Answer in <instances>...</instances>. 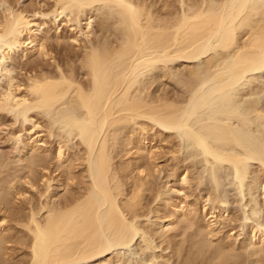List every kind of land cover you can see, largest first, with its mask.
<instances>
[{"label": "bare ground", "instance_id": "obj_1", "mask_svg": "<svg viewBox=\"0 0 264 264\" xmlns=\"http://www.w3.org/2000/svg\"><path fill=\"white\" fill-rule=\"evenodd\" d=\"M175 1L177 8L175 5L172 8L173 5L164 4V12L161 11L163 13L155 11L148 0H53V6L49 13L39 12L41 15L52 14L55 21L63 13L73 14V20L71 17L68 21L65 20L67 24L71 23L70 26H73L74 22L81 26L84 20V27H81V31L88 40L92 33V15L86 11L84 13L83 8L99 5L109 9L112 15L118 17L123 27L120 40L119 38H116L115 41L106 40L102 44L90 41L89 45L84 44L82 52L77 55L76 60L74 59L75 63L78 62L84 78L89 83L77 78L73 63L69 64L68 61V63L65 62L64 69L58 66V73L40 72L36 68L37 65L29 66L30 68L26 70L27 79L22 84L13 71L7 70L6 62L8 59L13 61L15 57L13 50L19 46H25L22 49L25 60L35 52H40L43 56H50L46 45L48 32L43 29L41 31L39 28L41 24L35 23L31 14H28L26 10H16L12 6H7L2 12L3 14L0 16V67L4 71L7 85L5 89L0 87V111L16 110L15 118L23 116L26 121L32 123L30 129L33 130L42 126H40L41 121L31 114V111L40 109L46 111L47 114L49 111H54L66 99V103L71 104L74 112L70 115L66 114L64 117L67 129L66 138L60 136L57 149L51 158L56 159L58 168L65 169L60 176L64 178H61L60 182L66 189L68 181L73 180L75 176L76 159H81L79 165L82 163L88 165L87 170L91 180L89 181L85 177L87 172L82 167L81 175L84 184L80 190L78 189V192L72 193L70 196L67 195L63 203H42L37 209L30 206L26 218H21V216L19 217L21 213L17 210L14 211L15 213L10 211L13 207L11 205L10 209L9 201L12 199H8L10 191L11 193L12 191L17 192L23 199L27 198L17 190V183L21 178L14 175L12 178L6 179L7 181H4L6 185L0 187V212H3L0 222L4 223L8 212L9 216L13 215L12 220L17 218L15 220L19 221L17 223L21 224L25 232L21 237H13L5 233L7 227L5 226V228L0 223V264H4V259L9 258L8 252L11 249L10 246H7L9 243L20 244L23 249H26L25 254L28 258L26 262L23 261V264H86L97 256L108 254L120 247L130 246L138 236L144 237L150 234L153 232L152 222L150 224L149 221H145L143 226L138 220L143 216L149 220L152 211L148 210L149 212L144 213L143 210L146 192L153 191L149 182L151 168H149L148 161L153 159L154 152L148 148L149 140L139 141L134 139L133 135H128V143L134 144L133 148H136L137 152L129 160L116 162L113 148L115 144L118 145L120 138L118 139L117 136L124 128L121 124H137L138 120L144 121L145 119L151 122L150 129L159 126L166 130H177L181 134L182 128L188 122L190 123L189 119L200 108L207 107L216 113H224L225 117H234L231 115H234V106L237 104L233 106L234 100L232 101L233 93L231 92L233 86L238 85V82L246 74L264 68V17H259V20L255 19V14L259 10L262 11L261 15H264V0ZM33 24L37 27L36 29ZM238 29L243 32L239 33ZM57 35L59 36L58 33ZM74 40H78V37L76 36ZM28 44L32 45L30 49L27 47ZM216 48L233 52L227 72L225 69V74L217 73L215 75L219 81L218 85L211 88L209 93L196 96L191 101L186 115L182 118L174 117V113L179 111L174 105L156 100L157 97L150 100L149 94V100L141 96L144 95L143 90L148 88H143L144 83V86L141 85L142 90L136 86L137 75L141 71L180 59L191 62L199 60V57L208 55L207 53ZM185 107L187 108V105ZM219 123L222 124L220 121ZM218 124L216 121V126ZM50 125L45 127H47L48 135L52 136L54 132ZM118 125L122 126V130H117L119 133L116 132L117 134L112 136L111 134ZM142 125L141 130L145 131L149 128ZM218 127L222 128V125ZM221 128L220 130L217 128L220 134L218 136L216 134V140L220 139L228 145L232 143L233 139L236 140V137L230 138L232 135L230 129L232 128L229 129L230 131L227 127ZM32 130L29 135L25 133V135H18L17 138H21V142L29 147L31 152L36 153L41 149L39 144L42 140L41 137H36L38 133L32 134ZM205 130L203 132L206 135ZM75 133L80 137L79 145L83 152V156L78 158L72 157L71 146L68 145L69 137ZM188 134L185 133L186 136ZM202 135L191 137L201 154L209 161L211 157L214 162L233 164L236 169V179L242 177L237 168L241 160L251 159L264 165L263 158H261L262 153L258 150V152L250 150L248 152L247 150L243 159L236 156L235 153H226V151L224 154H220L216 151V146L213 147L214 151L210 148L211 143L210 145L208 143L210 136L206 139ZM240 135L242 134L240 133ZM238 141L241 142L240 138ZM30 157L24 169L32 176L34 169L48 162L50 155ZM234 167L232 171H234ZM173 177L175 178V176ZM33 180L29 176L26 181L30 188L35 187ZM187 180V176L182 179L183 182H187ZM40 196H46V193H40ZM158 196H161V191H156L155 198ZM262 196L264 206V191ZM206 201L209 199L207 198ZM220 201V198L211 200L212 206H210L209 214L210 218L214 220L206 223L207 225L204 227L196 218L197 211L194 209L195 207H192V204L167 203L170 204L167 206L171 212L162 218L160 226L168 228L170 231L182 225L185 230L191 232L182 242L176 241V235L174 237H171L170 234H168L170 237L166 236L168 238L165 239L167 248L171 249L172 258H177L176 264H259L260 262L263 264L260 258L251 261V258L264 253V228L258 224L251 229L254 241L251 244L248 243L250 250L245 245L241 249L235 248L234 243L238 240L236 237L229 238L227 243L220 242L215 246L211 244L208 236L215 233L214 227L219 224L222 218L215 214ZM12 203L14 206V201ZM203 209L204 213H207L206 205ZM218 213L220 214L221 211L219 210ZM169 228L171 229L169 230ZM143 241L144 247L141 249L144 252L151 248L152 244L145 238ZM22 247L21 250H23ZM159 257L163 258L164 262L170 261L169 257ZM123 258L118 255L116 263L113 264H130ZM147 259L149 260L150 257L148 256Z\"/></svg>", "mask_w": 264, "mask_h": 264}, {"label": "rangeland", "instance_id": "obj_2", "mask_svg": "<svg viewBox=\"0 0 264 264\" xmlns=\"http://www.w3.org/2000/svg\"><path fill=\"white\" fill-rule=\"evenodd\" d=\"M171 1L172 3H170ZM195 1L199 2L202 0ZM148 3H151L150 5L153 6V9L160 13L164 12V4L169 6L173 5L172 8H174L175 5L177 8L175 0H148ZM7 6H12L16 10H26L28 14H31V18L35 23L41 24V27H39L41 28L40 30L42 31L43 29V31L48 32L46 45L47 49H49L50 56H43L40 52H35L25 60L22 52V49L25 46H19L15 47L13 50V54L15 53L13 61L11 59L7 60L5 65L7 70H10L11 72L13 71L16 78L19 79L22 84H24L27 79L26 70L30 68L29 66L37 65V67H35L39 69L40 72L58 73V66L59 68L64 69L66 66L65 62L68 63V61L69 64L73 63L72 66L75 69L77 78L84 82L86 81L85 83H89V81L84 78L83 71L78 66V62H74L77 55H80L82 52L84 44L89 45L90 41L96 44H102L106 40L115 41L116 38H119V40L122 38L123 27L118 17L112 15L109 9L99 5L94 7H85L82 9L84 13L86 11L92 15V33L90 34L89 40L81 31V27H84V20L82 21L81 26L76 24L74 21L73 22L75 24L73 26H70V22H68V24L66 23L70 17L72 20L74 19L73 14L70 15L63 13L57 21H55L52 14L41 15V13H49L50 8L53 6V0H0V16L3 14L2 12ZM82 11H80L81 14ZM261 13L262 11L259 10V12L255 14L256 20L264 17ZM33 25L34 29H36L37 27H35V24ZM75 27L76 29H74ZM238 32L242 33L243 30L238 29ZM75 34L78 37V40H74L76 39ZM31 46V44H28V49H30ZM207 54L208 55L199 57V60L196 59L192 62L180 59L175 60L174 62H168L165 65L158 64V66L153 68L154 70L150 69L141 71L142 75L141 73L137 75L136 86L141 90L148 87L146 88L147 90H143L144 95L141 96L145 99L147 98V100H149L150 97L152 98H150V100H154V98L156 99L157 97L156 100H162L163 102L174 105L177 110L179 109V111L174 113L175 115L179 114L176 116L173 114L174 117L182 118V116L186 115L187 110L190 108L191 101L196 96L201 95L202 93H209L211 88L218 85L219 81L215 75L217 73L225 74L227 72V66L231 63L233 56L232 51L226 52L225 50H221L219 48H216ZM225 62H227V65ZM222 64L223 66L221 67ZM143 72L145 73L143 74ZM5 78L4 71H2V68L0 67V87L2 89H5L7 85V79ZM149 81L151 82V85ZM141 85L144 87L141 88ZM231 92L233 93V106L235 104L238 105L234 106L235 113L234 115H231L234 117H225L223 116L225 115L224 113H216L207 107L202 109L200 108L197 110L195 115L189 119L191 124L188 122L187 125L182 128L181 134L177 130H166L163 127L160 128L159 126H154L153 129H150L151 122L145 119L144 121L141 119L140 121L138 120L136 122L137 124H121L124 126L123 130L121 125H118L115 128V131L111 134L112 136L117 132V130H122L120 133L117 132L119 133L117 137L118 139L120 138L117 143L118 145L115 144L114 148L112 147L114 149L113 154L115 155L116 162L129 160L131 156L137 152L136 148H133L134 144L128 143L127 141V138L131 135H133L134 139L139 141L144 139H146V141L149 140L150 143L148 148L154 152L152 155L153 159L148 161L149 168H151L149 182L153 191L146 192L144 196L145 208L143 210L144 213L149 212L150 210L152 211L149 215V220L145 216L140 217V220H138L142 225L145 221H149L150 224L152 222L153 232L145 235L144 237L138 236L130 246L124 248L120 247L116 249L117 251L115 250L108 254L97 256L86 264H113L116 263V257L118 255L122 258L124 257L123 259L130 264H176L177 258H172L173 253L171 252V249L167 248L166 240L168 239L167 237H170L168 234H170L171 237L176 235V241L182 242L191 234V232L185 230L182 225L179 226L180 228L176 227L178 229L175 228V230L169 228V230L171 229L170 231H168V228H162V226H160L162 218L171 212V209L168 206L173 202H182V205H185L186 203H189L190 205L192 204V207H195L194 209L197 211L196 218H198L201 226L204 227L207 225L206 223L214 220L213 218H210L211 216L209 214L211 212L210 206H212L211 200L214 198H220L221 200L217 205L218 210L215 214L222 216V218L220 219L219 224L214 227L215 233L208 236L211 244L215 246L220 242L227 243L229 238L236 237L238 240L234 243L235 248L237 247V249H241V247L245 245L248 246V250H250L249 244L254 241L251 233L252 227L258 224L261 228H264V206L262 196L264 191V165H262L259 161L251 159L241 160V162L237 165V168L241 172L242 177L241 179H236V169L233 164L227 162L222 164V162L218 163L217 161H215V163L213 161L214 159L211 157L209 161L208 158H205L204 155L201 154L200 150L197 146H195L191 138L192 136H197L199 134H203L202 136L206 139L210 136L208 143L209 145L211 143L210 148L213 149V151V147L216 146L215 148H217V150H215L218 153L224 154L225 151L226 153H235V155L241 159L245 158L247 154H245V152L247 150L248 152L249 150L252 152H256L258 150L262 153L261 158H263L262 161L264 162V68L246 74L241 81L238 82V85L236 84L233 86ZM148 94L150 96L149 98ZM69 104L66 103L65 99V101L60 103L54 111H49L47 114L46 111H41L40 109H34L31 111V114H34L38 117V120L41 121L40 126H42L33 130L30 129L32 123L30 121H26L23 116L15 118L16 110L10 112L0 111V187H4L6 185V179L12 178L14 175L21 178L17 183V190L18 192L21 191L20 193H23V196L27 198L23 199L22 196L20 197V195L14 191H12V193L10 191L11 196L10 193H8V199H12L9 201L10 209L13 207L10 211L15 213L14 211L17 210L21 213L19 215L21 218H26L25 216L28 215L30 206L31 208L34 207V209H37L42 203H63V200L67 195L70 196L72 193L74 194L78 192L84 184L81 175L82 167L85 168L86 171H84L87 172V174L84 172L86 175L85 177L88 178L89 181L91 180L88 175V165H86V163L84 165L83 163L79 165L81 163V159H76L75 164L77 166L74 169V181L69 180L68 187L66 189L60 182L61 178H64L63 176H60L63 174V170L65 169L62 167L58 168L56 165L57 161H55L56 159L51 158L57 149L60 136L66 138L67 129L64 123V117H66V114L70 115L74 112L71 104L70 106ZM186 105L187 108L185 107ZM141 121L142 123L144 122L143 125ZM216 121L217 124L219 121L222 123L218 124V126L222 125V128L227 127L228 130L232 128L230 129L231 131L229 130L232 133L230 138L233 139L236 137V140L234 141L233 139L232 143H229V145L224 144V142L220 139L216 140V134L217 136L220 134L218 131L221 128L216 126ZM140 123L142 126H146L145 128H149L145 129V131L141 130V125H139ZM226 123H228L227 126H225ZM50 124L52 125L54 132V135L52 136L48 135L46 129ZM228 126L230 127L228 128ZM204 129H206V135L203 132ZM31 130L33 132L32 134L38 133L36 137L39 136L42 140L39 144L41 145V149L36 153L31 152L29 147L25 146L21 142V138H17L18 135L21 134L25 135V133H27L29 135ZM201 131L202 133H200ZM185 133L186 135L188 133L190 134L186 136ZM240 133L243 137H245L243 138ZM235 134L237 135L234 136ZM34 138L35 136L33 139ZM239 138L241 142L238 141ZM245 138L248 139L246 140ZM238 142L243 145H238ZM79 144L80 137L77 133L69 137L68 145L69 147L71 146L72 152H70L73 158L83 156V152L81 150L82 148ZM116 146L117 148L115 149ZM47 154L50 155L48 162L44 165L36 167L32 176L30 173L26 172L24 168L27 165V160L31 158L30 156H46ZM231 166L234 167V171H232L233 167ZM29 176L31 179H34V188H30L29 184L26 183ZM173 176H175V178ZM184 176H187L189 182L188 180L187 182L182 181ZM49 184L50 187L48 188ZM156 191H161L160 197L158 196L155 198ZM44 192L46 193V196L41 197L40 193ZM207 198L209 201H206ZM11 201H14V206ZM204 205L207 207V213H204ZM219 210L221 211L220 214L218 213ZM9 214L8 212L6 213V220L4 223L0 222L1 225L3 224L4 227H7H5V233L13 237H21L22 233L25 232V229H22L21 224L17 223L19 222L18 220H15L17 218L12 220L13 215L11 214V217ZM2 216L3 212H0V218ZM155 232H157V234H155ZM166 232L167 234H165ZM159 234L161 235V238ZM142 238L143 240L144 238L149 240L148 242L152 244L151 248L146 249L147 251L145 250L144 252L142 250L144 247V241ZM7 246H10L9 248L12 250L9 249L10 251H7L9 258L7 257L4 259V264H23V261H27L28 257L25 254L26 249H23L20 244L16 243L15 245L13 243H9ZM20 246L23 250H21ZM148 256L150 259L146 260ZM151 256L156 257L153 258ZM159 256H163L164 258L169 257L170 261L168 263L164 262L163 258H160ZM258 258H260L264 264V253L251 258V261ZM259 264H261V262Z\"/></svg>", "mask_w": 264, "mask_h": 264}]
</instances>
